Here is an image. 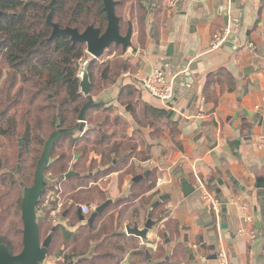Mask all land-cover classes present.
<instances>
[{
  "label": "crops",
  "instance_id": "1",
  "mask_svg": "<svg viewBox=\"0 0 264 264\" xmlns=\"http://www.w3.org/2000/svg\"><path fill=\"white\" fill-rule=\"evenodd\" d=\"M152 5H155L154 9ZM152 5L146 21L148 37L144 48L132 47L123 56L136 70L122 75L116 85L98 99L104 108H111L113 114L119 116L120 122L114 124L109 114H101L98 125L100 132H105V138L113 132L119 134L120 140L131 138L134 133L140 134L145 145L140 144L138 151L145 150L149 156L147 162L138 163L149 171L148 177L142 180L155 182L154 190L144 197L156 193L151 205L158 202L162 195L170 197L155 215L152 211L156 225L148 234L150 242L128 235L126 227H133L134 224L143 227L151 205L140 203V199L130 206L126 203L132 195V173L114 172L96 178V174L106 168L98 166L92 169L90 162L98 163L100 158L91 154L86 164L87 171L83 174L87 182L86 190H93V194L99 192L98 195L105 198L100 205L107 201L110 204L92 224V229L100 228L98 234L93 233L99 237L91 245L94 253L84 258H93L96 249L116 239L121 247L117 246L116 250L120 253L123 245L126 247L128 243L132 253L146 246L151 256V263L146 259L147 264L163 261L154 259L158 246L164 250L166 262L171 260L173 264H187L183 254L182 258L171 259L179 247L186 249L183 240L187 238L190 249L200 244L206 247L205 264H217L214 256L218 251L226 253L230 264H264L261 217L264 190L259 192L254 189L258 180H264V146H259L260 138L264 137V0H239L238 4L231 6L229 25L232 42L215 51L208 50L210 38L225 26L219 1L184 0L175 13L167 10V0H155ZM236 6L242 7V12ZM153 32L156 40L152 38ZM155 41L159 44L156 45ZM170 45L171 56L167 54ZM249 66H256L257 69L244 76L243 71ZM155 69L161 70L168 82L176 81L179 87V95L169 104L155 99L146 91L145 84ZM220 70L226 71L225 75L205 89L207 76ZM125 85H133L140 90L141 102L168 111L167 119L178 124L173 138L165 123L159 131L137 126L132 114L117 101L120 88ZM192 94L195 101L190 105ZM170 112L173 114L169 116ZM197 114H202L203 118H196ZM77 157L74 153V162ZM180 179L194 186V194L187 198L182 195ZM232 180L238 184L233 185ZM201 186L214 195L219 189L227 198L225 217L220 214L216 219L206 210L200 197ZM243 188L245 191H242ZM48 196L54 200L52 192ZM64 203L59 200L61 209L55 221L50 215L53 225H63L72 212L74 218L76 215L79 228L90 230L85 221H79L77 211L81 212L82 206L88 207V214L81 213L87 219L99 203L93 201L79 205L76 213L74 210L69 212L68 208L62 210ZM243 203L247 206L245 214L240 211ZM135 211L137 216L134 218ZM160 212L164 215L158 221ZM246 216L252 217V223L245 221ZM209 217L214 221L215 230L208 227ZM103 225H106L104 234L109 228L113 231L109 235L102 234L104 238H101ZM240 229L245 233L237 236L236 232ZM253 230L256 236L250 239L248 234ZM126 258L127 255L124 264Z\"/></svg>",
  "mask_w": 264,
  "mask_h": 264
},
{
  "label": "trees",
  "instance_id": "2",
  "mask_svg": "<svg viewBox=\"0 0 264 264\" xmlns=\"http://www.w3.org/2000/svg\"><path fill=\"white\" fill-rule=\"evenodd\" d=\"M51 1L0 0V243L7 247L9 253L12 250L5 242L4 226L12 222L22 225L21 184L26 188L32 186L34 172L45 142L57 131V125H60L61 129L74 127L81 108L87 102V98L80 93L78 72L75 68L77 64L87 60L86 46L73 43L69 37L49 40L52 28L46 24V18L50 12L48 4ZM116 1L118 3L115 6V14L120 21V34L124 36L128 24L131 23L132 47L135 41L134 48L143 49L148 37L146 21L152 2L136 0V4L130 7L127 18L124 19L119 10L133 0ZM53 9L52 22L58 24L61 29L67 27L77 29L79 33L84 32L89 26L99 29L101 33L106 29L107 20L102 0H55ZM113 52L118 53V58L113 57L114 60L110 62L91 60L88 67L90 94L97 78L108 89L116 85L122 75L136 70L128 59L123 58L126 52L120 46L111 45L105 51L106 57H111ZM225 72L220 70L208 75L204 88L210 87L211 83L224 76ZM140 94V90L135 86L125 85L120 88L117 101L132 114L138 127H149L159 131L165 123L173 138L177 134L178 124L167 119L168 111L141 102ZM112 111L111 108H104L100 100L97 106L87 111V129L82 134L63 136L54 144L48 167L44 171V177L50 187L42 194L36 206L39 233L42 230L48 233L55 226L54 235L56 234V229L60 225H53L50 213L56 208L59 200L65 201L62 205L63 210L68 208L71 212L79 205L91 204L95 199L93 190H86L87 182L83 175L87 171L86 164L91 154L100 158L99 167L106 168L103 172H98L96 178L98 175L105 176L122 171L132 173L134 178L146 171L138 164L149 160L145 150L138 151L140 144L145 145L140 134L134 133L131 138L120 140L117 132L106 138L105 132H100L98 122L101 114H109L114 124L120 122L119 116L114 115ZM93 117H97V121H92ZM22 138L23 146L19 147L18 142ZM74 153L78 156L75 162ZM95 164L94 161L90 162L92 169L97 168ZM136 167L139 172H136ZM70 171L75 175L59 183L62 185L60 190L59 185L51 187V183ZM154 188L155 182L149 179L132 183V195L126 203L130 206L140 199V203L147 202L151 205L156 193L147 198L144 195L152 192ZM49 192H52L54 200H50L48 206L43 207ZM99 205L100 203L97 207ZM160 208L161 204L153 210V215ZM134 213L135 218L137 212ZM159 215L161 217L157 219L161 221L164 214L160 212ZM62 231L65 242L71 245L65 264H100V261L95 262L98 256L99 259L109 260L107 250L109 247L104 248L105 254L96 253L91 259L84 258L86 251L98 239L92 229L87 233L82 230L75 234ZM105 231L106 225H103L101 234ZM179 250L184 255L183 258L187 259V264H190L186 249L179 247ZM101 256L104 258H100ZM143 257L146 260L144 254ZM164 257V250L158 246L154 259L163 261L154 264H169Z\"/></svg>",
  "mask_w": 264,
  "mask_h": 264
},
{
  "label": "water",
  "instance_id": "3",
  "mask_svg": "<svg viewBox=\"0 0 264 264\" xmlns=\"http://www.w3.org/2000/svg\"><path fill=\"white\" fill-rule=\"evenodd\" d=\"M103 8L106 13L107 26L103 33L100 32L99 29H96L92 26H89L85 29L84 32L79 33L77 29L72 28H64L61 29L58 24L52 22L54 9L53 4L55 0H52L48 4V9L50 10L47 18L46 24L52 28V33L49 40H54L59 37H69L73 43H79L86 46V53L92 59L101 58L105 51L110 48L111 45L120 46L121 49L126 52L128 49L132 48L131 39L133 36V26L131 23L128 24L127 32L124 36L120 34V21L119 18L115 14V6L117 5L116 0H102ZM152 3L155 0H150ZM197 2H201L202 0H196ZM233 4H238L239 0H232ZM155 5H152L154 9ZM222 7V6H221ZM237 10L242 12V7L236 6ZM222 16L225 25L228 22V15L225 8L222 7ZM238 24L240 23L241 16H239ZM153 29V28H152ZM152 38L156 40L155 32L152 33ZM156 45L159 44L158 41H155ZM227 45H230L229 43ZM135 52L136 50L133 49ZM167 54L170 56L173 54L172 45L169 46ZM91 59H87L81 66L77 64L75 66L77 70V77L79 79V88L82 96L87 98V102L81 108L80 113L77 117V123L74 127L68 129H61L60 125H57V131L52 134L48 140L45 142L43 150L41 152L40 158L37 162V166L34 172L33 184L31 187L26 188L24 184H21V188L23 189V196L21 202V221H22V249L20 253L17 255H12L7 250V247L0 243V264H45L46 258L48 255V250L51 245L52 237L55 233V228L48 233L46 238L41 242L39 237V227L37 223V212L36 206L39 202L40 197L45 192V190L50 187V184L44 177V171L47 169L51 151L53 149L54 144L63 136L73 135L76 133H83L86 128V114L87 111L99 104L98 100H95L90 96V79L88 75V67L90 65ZM256 66H249L245 68L243 71L244 76L250 75L252 72L256 70ZM181 82V81H180ZM173 84V99L175 96L179 95V87H177L176 81ZM146 91L151 95L149 90ZM154 97V96H153ZM159 100V98L154 97ZM187 99V98H186ZM189 104L192 105L195 101V95L192 94L189 99ZM173 112L169 113V116L172 115ZM19 147L23 146V138L18 142ZM21 151V150H20ZM21 159V154L18 155V161ZM16 172H19V167ZM75 173L68 172L66 175L59 177V179L51 183V187H56L62 181L67 180L69 177L74 176ZM149 175V171L144 172L142 175H138L133 178V183H138L144 178H147ZM233 185H237L238 182L232 180ZM179 188L182 195L187 198L190 195L194 194L195 188L194 186L188 184L184 179L179 180ZM254 189L257 191L264 190V180H258L254 185ZM242 191H245L243 188ZM216 196L220 200L221 209L220 214L222 217H225L227 214V205L228 200L224 198L218 189L216 191ZM170 195L165 194L158 198V202L151 205V209L148 211L146 221L142 228H139L137 224H134L133 227H126V232L128 235L135 236L139 238L142 242H150L148 238V234L154 226L156 222L152 219V211L158 207L159 204H164ZM110 204V201L105 202L104 204L96 207L90 216L85 219L82 216L80 210L77 211V215L79 217L80 222H86L88 226H92L93 222L102 214L104 209ZM65 215V214H64ZM262 217V231H264V212L261 213ZM208 227H212L214 230L216 226L211 217H209ZM223 227V226H222ZM166 235L164 234V237ZM186 246V254L188 257V261L190 264H198L195 260L194 252L189 248L187 238L183 240ZM166 243H169V240H166ZM146 259L150 261V254L148 251L145 252ZM59 254L56 255L58 257ZM167 259V257L165 258ZM215 259V256H214Z\"/></svg>",
  "mask_w": 264,
  "mask_h": 264
},
{
  "label": "rangeland",
  "instance_id": "4",
  "mask_svg": "<svg viewBox=\"0 0 264 264\" xmlns=\"http://www.w3.org/2000/svg\"><path fill=\"white\" fill-rule=\"evenodd\" d=\"M130 1H132V0H130ZM134 4H136V0L129 2L123 9L119 10V14L123 15L124 19H126L128 12L130 10V7H133ZM135 44L136 43L134 41V46H135ZM105 54L106 53H104V55L98 59L99 62H101L102 60L103 61L106 60V62H110V61L114 60L113 57H116L115 59L118 58L117 52H113L112 56L109 58H107L106 57L107 55H105ZM87 59L92 60V58L90 56H88ZM99 62H97L98 65L100 64ZM82 64L83 63H80L79 65L81 66ZM98 65H97V67H98ZM108 89L106 88L105 84L100 82L99 79L97 78L96 85L94 86V88H92V92L90 95H92V97L95 100H98L99 97L102 96ZM95 120L97 121V117H93L92 121L95 122ZM95 166L98 167L99 164L96 163ZM79 172L83 173V171H79ZM99 177H102V176L100 175V176H98V178ZM95 194H97V196L95 195L94 200H93L94 196H92V200L94 202L96 201L97 203H100L101 201L105 200V198L101 195H98L97 192ZM62 210H63V208H62ZM110 213H111V211H110ZM108 216H110V215H108ZM70 225H71V227H69ZM51 226H53V225H51ZM79 226H80L79 224H76V218L73 217V214L71 212V217L67 221H65L63 223V225H60L56 229V234L52 237L51 245H50V248L48 250V255H47L45 264H65V258L69 254L71 247H70V244L65 242L64 232L62 230L66 229L67 231H70V232L76 231V228ZM53 227H55V226H53ZM4 228H6L5 242L11 248V250H12L11 253L13 255H17L18 253H20V251L22 249V246H21L22 225L18 222H12L11 224L10 223L6 224L4 226ZM82 230H84V229L82 228L79 231H82ZM112 231H113V229L109 228V230L106 233L109 235L112 233ZM48 233L45 232V230H42V232L39 233L40 241H43L46 238V236L48 235ZM95 234H97V233H95ZM101 238H104V236H102V234H101ZM69 242H71V241H69ZM66 246H67V248H66ZM107 246L109 247L107 249L109 252V257H110L109 260L99 259V256H98L97 259L95 260L96 263L100 261V264H107V263H103V262H108V264H124L123 260H124V257H126V255H127L125 264H147L146 260L143 257L144 251L148 250L146 246L139 247L138 251H136L135 253H132L131 249L129 248L131 246V244L128 243L126 245V247H125V245H123V247H122L123 251L120 253V251L116 250L117 246L120 247L119 243H117L116 239H113L112 241H110V243H106V246L101 247L100 249H96L97 252L95 251V253H99L101 255L105 254L106 250L104 248ZM93 249H94L93 246L91 248H89L86 251V253L84 254V257H90L91 254L94 253ZM120 249H121V247H120ZM56 254H59L58 257H56ZM178 257L182 258V254H181L180 250L174 252L171 259L176 260ZM100 258H104V257L101 256ZM169 264H173L171 260H170Z\"/></svg>",
  "mask_w": 264,
  "mask_h": 264
},
{
  "label": "built area",
  "instance_id": "5",
  "mask_svg": "<svg viewBox=\"0 0 264 264\" xmlns=\"http://www.w3.org/2000/svg\"><path fill=\"white\" fill-rule=\"evenodd\" d=\"M183 1L184 0H167L166 8L169 12L175 13L178 11ZM216 1H219L222 4L221 6L226 9L228 15V22L227 25L223 26L220 31L212 34L208 44L209 51L218 50L220 47L232 42L231 41L232 29L231 26L229 25V20H230L231 6H233L234 4L232 3V0H216ZM145 88H147V90L151 92L152 96L159 98L160 101L166 104H169V102L173 100V93H174L173 84L166 80L164 74L159 69H155L153 71L152 77L145 84ZM196 118L201 119L203 118V115L197 114ZM259 146L261 147L264 146V137L260 138ZM199 192L204 207L214 218L217 219V217L220 216V209H221L220 200L217 198L216 195L210 193L203 186L199 188ZM50 200H51L50 197L47 196L42 206L47 207ZM60 209H61V205L58 204L56 208L51 211L50 215L55 218L54 221L56 220L57 216L60 214ZM80 209H81V213L84 215L89 213V209L86 206H82ZM246 210H247L246 204L245 203L241 204L240 211L243 214H245ZM245 221L248 223H252V217L246 216ZM244 233L245 231L243 229H240L236 232V235L242 236L244 235ZM248 235L250 239H254L256 236L254 230L249 232ZM192 250L194 252L195 260L197 261L198 264H205L207 262V249L205 246L201 244L197 246H193ZM215 261L217 262V264H230L228 256L224 251L216 252Z\"/></svg>",
  "mask_w": 264,
  "mask_h": 264
},
{
  "label": "flooded vegetation",
  "instance_id": "6",
  "mask_svg": "<svg viewBox=\"0 0 264 264\" xmlns=\"http://www.w3.org/2000/svg\"><path fill=\"white\" fill-rule=\"evenodd\" d=\"M75 213H76V210H75ZM69 227H71V225H70ZM86 227H87V226H86ZM72 228H73V227H72ZM87 228H91V229H92V226H91V227L88 226ZM80 229H82V228L77 227V228H76V231H71V232L68 231V232H69L70 234H75V233H77V232H80V231H79ZM99 229H100V228H99ZM99 229H98V230H96V229L94 230V228H93V229H92V230H93L92 232L98 234V233L100 232ZM41 242H42V241H41ZM56 255H57V254H56ZM95 255H96V254H95Z\"/></svg>",
  "mask_w": 264,
  "mask_h": 264
}]
</instances>
